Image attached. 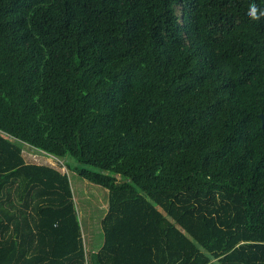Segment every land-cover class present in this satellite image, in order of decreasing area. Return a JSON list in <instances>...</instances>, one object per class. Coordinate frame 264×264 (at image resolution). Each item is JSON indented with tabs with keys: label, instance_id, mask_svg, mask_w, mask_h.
Masks as SVG:
<instances>
[{
	"label": "trees",
	"instance_id": "1",
	"mask_svg": "<svg viewBox=\"0 0 264 264\" xmlns=\"http://www.w3.org/2000/svg\"><path fill=\"white\" fill-rule=\"evenodd\" d=\"M252 2L0 0V264H92L69 174L21 143L108 190L95 264H264Z\"/></svg>",
	"mask_w": 264,
	"mask_h": 264
},
{
	"label": "rangeland",
	"instance_id": "2",
	"mask_svg": "<svg viewBox=\"0 0 264 264\" xmlns=\"http://www.w3.org/2000/svg\"><path fill=\"white\" fill-rule=\"evenodd\" d=\"M21 146L24 148V155L28 162L60 167L63 172L69 174L78 215L82 222L83 233H103L101 222L108 211V190L80 178L74 168L83 166L75 159L70 157L67 160H61L63 165L59 166L60 164L52 156L43 154L41 151L33 149L24 143H21ZM67 163L72 170H70Z\"/></svg>",
	"mask_w": 264,
	"mask_h": 264
},
{
	"label": "crops",
	"instance_id": "3",
	"mask_svg": "<svg viewBox=\"0 0 264 264\" xmlns=\"http://www.w3.org/2000/svg\"><path fill=\"white\" fill-rule=\"evenodd\" d=\"M25 157V155H24ZM26 159V157H25ZM28 162V160L26 159ZM88 260L94 263V255L100 251L104 243V233H83Z\"/></svg>",
	"mask_w": 264,
	"mask_h": 264
},
{
	"label": "clouds",
	"instance_id": "4",
	"mask_svg": "<svg viewBox=\"0 0 264 264\" xmlns=\"http://www.w3.org/2000/svg\"><path fill=\"white\" fill-rule=\"evenodd\" d=\"M247 15L251 20L259 21L264 18V9L260 8L253 0L249 4Z\"/></svg>",
	"mask_w": 264,
	"mask_h": 264
},
{
	"label": "water",
	"instance_id": "5",
	"mask_svg": "<svg viewBox=\"0 0 264 264\" xmlns=\"http://www.w3.org/2000/svg\"><path fill=\"white\" fill-rule=\"evenodd\" d=\"M261 119H262V123L264 125V114L260 115Z\"/></svg>",
	"mask_w": 264,
	"mask_h": 264
},
{
	"label": "built area",
	"instance_id": "6",
	"mask_svg": "<svg viewBox=\"0 0 264 264\" xmlns=\"http://www.w3.org/2000/svg\"><path fill=\"white\" fill-rule=\"evenodd\" d=\"M53 157V156H52ZM53 158H55V157H53ZM55 160L57 161V163H58V161H60L58 158H55Z\"/></svg>",
	"mask_w": 264,
	"mask_h": 264
}]
</instances>
